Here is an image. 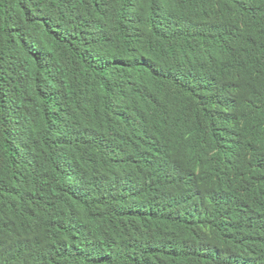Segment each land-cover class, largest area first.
I'll return each instance as SVG.
<instances>
[{"label": "trees", "instance_id": "obj_1", "mask_svg": "<svg viewBox=\"0 0 264 264\" xmlns=\"http://www.w3.org/2000/svg\"><path fill=\"white\" fill-rule=\"evenodd\" d=\"M0 264H264V0H0Z\"/></svg>", "mask_w": 264, "mask_h": 264}]
</instances>
